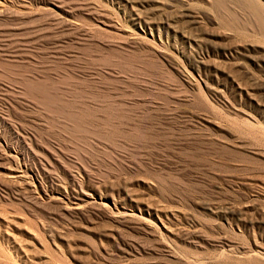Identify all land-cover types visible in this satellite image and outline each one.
<instances>
[{
	"label": "rangeland",
	"instance_id": "obj_1",
	"mask_svg": "<svg viewBox=\"0 0 264 264\" xmlns=\"http://www.w3.org/2000/svg\"><path fill=\"white\" fill-rule=\"evenodd\" d=\"M0 264H264V0H0Z\"/></svg>",
	"mask_w": 264,
	"mask_h": 264
}]
</instances>
